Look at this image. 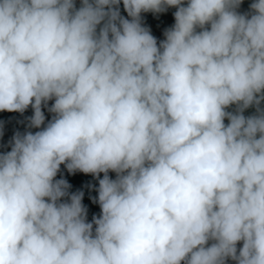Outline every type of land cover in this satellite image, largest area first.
<instances>
[{
  "label": "clouds",
  "instance_id": "9594fccd",
  "mask_svg": "<svg viewBox=\"0 0 264 264\" xmlns=\"http://www.w3.org/2000/svg\"><path fill=\"white\" fill-rule=\"evenodd\" d=\"M120 3L0 0V264H264V0Z\"/></svg>",
  "mask_w": 264,
  "mask_h": 264
},
{
  "label": "crops",
  "instance_id": "0c3cea01",
  "mask_svg": "<svg viewBox=\"0 0 264 264\" xmlns=\"http://www.w3.org/2000/svg\"><path fill=\"white\" fill-rule=\"evenodd\" d=\"M253 0H243L239 12L245 13L249 11V6ZM76 6H80V0H76ZM120 14L125 18L127 12L124 10L123 3L119 5ZM176 11L175 7H169L165 12L162 13H141V21L143 26L147 27L151 34L156 37L158 43L162 41V36L164 32L172 27L175 23L174 12ZM130 19V18H129ZM262 107H264V102H262ZM231 110V109H229ZM255 109L249 108L244 112L245 116L254 114ZM33 115V110L29 107L23 114L19 112H7L0 111V125H2V132L9 134L11 137L14 136L16 132L24 133L26 131H38L39 129H29L28 128V118ZM48 120H45V124ZM227 123V120L225 121ZM43 127V126H42ZM10 147L9 150L10 151ZM109 175L114 179L115 173H109ZM103 174H101L102 178ZM62 179H65L70 185L69 192H82L83 193V204L87 208V219L92 220L93 216H99L100 206L98 203H94L93 199L98 196L96 188L98 187V180L93 177L91 174L80 173H68ZM231 264V262H230Z\"/></svg>",
  "mask_w": 264,
  "mask_h": 264
},
{
  "label": "trees",
  "instance_id": "16d2710c",
  "mask_svg": "<svg viewBox=\"0 0 264 264\" xmlns=\"http://www.w3.org/2000/svg\"><path fill=\"white\" fill-rule=\"evenodd\" d=\"M165 37L162 36V40H164ZM52 101H49V106H51ZM46 120H50L52 118V114L49 113L47 111V108L43 109ZM12 137L3 132V135L0 136V152H7L9 150L10 147V141H11ZM69 172L67 171V169L64 167V165H61V169L60 172L57 174L56 179H61L63 178L66 174H68ZM75 173H80V172H75Z\"/></svg>",
  "mask_w": 264,
  "mask_h": 264
}]
</instances>
